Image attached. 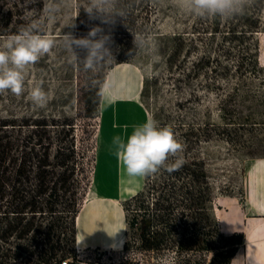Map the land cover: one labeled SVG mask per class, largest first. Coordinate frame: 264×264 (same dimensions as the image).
I'll return each mask as SVG.
<instances>
[{
	"label": "rangeland",
	"instance_id": "rangeland-1",
	"mask_svg": "<svg viewBox=\"0 0 264 264\" xmlns=\"http://www.w3.org/2000/svg\"><path fill=\"white\" fill-rule=\"evenodd\" d=\"M151 3L154 15L149 37L157 50L155 60L138 51L126 65L108 71L107 75L111 79L122 78L121 85L137 96L136 103L145 112L146 120L154 119L158 124L209 123L224 130L220 136L200 143L197 149L211 186L210 216L216 221L217 210L225 204L226 197H235L239 205L244 200L245 161L264 157V7L260 24L250 35L240 19L249 16L248 12L236 19L218 18L217 24V18L201 19L180 10L174 0H151ZM75 9V0H62L52 19L43 9V33L51 36L56 46L36 64L28 66L21 96L10 91L0 94V122L7 124L3 131L17 148L14 153L17 162L20 149L28 151L32 147L34 152L42 153L44 149L40 146L46 148L49 161L56 162L54 167L45 168L42 193L37 192L34 168H28L25 181L18 183L16 189L20 194L36 197L47 221L57 220L53 233L60 237L62 250L50 264L60 257L75 255L76 246L83 250L78 258L81 264H173L174 255L170 252H144L137 231L123 222L119 237L123 243L119 246L78 243L75 237L74 217L83 210L85 199L86 203L98 200L93 190L96 166L99 158L112 149L100 134L103 105L100 101L95 103L96 88L99 95L102 89L105 97L106 82L98 83V68L83 70L78 59L86 58L87 51L79 56L74 45V52L66 47L65 34L73 37L74 33ZM7 37L0 36V42ZM252 43L256 44L253 52L260 72L242 75L244 70L238 66L245 50L252 49ZM179 46L180 51L173 55ZM201 57L209 62L193 69ZM168 58L174 62L171 68ZM224 68L228 71L224 72ZM36 85L48 94V103L43 108L30 99V90ZM30 138L29 147L24 148ZM63 160H67L66 165ZM113 204L125 211L129 221L137 209L133 200L121 206ZM211 238L216 252L240 240L215 234ZM227 239L232 242H226ZM234 247L231 264H242L244 246ZM209 256L210 253L206 255Z\"/></svg>",
	"mask_w": 264,
	"mask_h": 264
},
{
	"label": "trees",
	"instance_id": "trees-1",
	"mask_svg": "<svg viewBox=\"0 0 264 264\" xmlns=\"http://www.w3.org/2000/svg\"><path fill=\"white\" fill-rule=\"evenodd\" d=\"M87 3L88 0H75L73 37L90 38L88 34L93 28L102 31L92 39H98L101 35L110 37L106 46L111 50L115 61L110 60L98 68L96 79L98 83H102L110 69L128 63L137 54L138 51L135 55L129 54L134 48L132 33H144L149 36L154 9L151 0H134L132 10L123 21L116 18L114 23H106L100 16L89 17L84 11ZM263 7L264 0H251L243 13L246 15L248 12L250 15L240 18L250 35L256 32L260 24ZM43 9V0H0V36L16 34L32 23L38 24L43 32ZM216 23H219L218 18ZM255 45L252 43V49H246L241 57V65L238 68L244 70L242 75L246 72L254 75L260 72L257 57L253 52ZM180 46L174 50L173 55L180 51ZM74 48L79 56L86 54L85 51L88 53L85 47L74 45ZM169 58L167 64L171 68L174 62ZM203 60V57L199 58L197 63L193 64V69L199 64L209 62ZM226 71L228 69L224 68V72ZM99 101L100 95L96 88L95 103L98 104ZM6 125L5 122H0V264H50L56 253L62 250L60 237L53 233L57 220L47 221L36 197L20 194L16 185L25 181L24 175L28 168H34L38 178L37 192L42 193L46 183L45 168L54 167L56 162L49 161V154L44 146H40L44 149L42 153L34 152L32 147L28 151L20 149L21 156L17 162L14 157L17 148L5 135L6 131H3ZM159 125L173 129L183 146L181 154L184 164L179 170L171 173L161 169L156 174L144 177L141 190L130 199L137 206L130 221L123 210L125 223L137 231V240L144 252H170L174 255L173 264H231L234 246L242 245L243 236L223 235L217 219L213 221L211 218V186L207 180L205 162L197 150L200 143L220 136L224 130L219 125L209 123L179 121ZM30 142L31 138L22 145L27 148ZM40 143L41 139L37 144ZM70 152L72 153V150ZM174 159L170 158V162ZM66 163L67 160H63V165ZM5 187H8L9 191H6ZM211 234L221 238L239 237L240 240L232 244V247L216 252ZM226 242L232 241L227 239Z\"/></svg>",
	"mask_w": 264,
	"mask_h": 264
},
{
	"label": "clouds",
	"instance_id": "clouds-1",
	"mask_svg": "<svg viewBox=\"0 0 264 264\" xmlns=\"http://www.w3.org/2000/svg\"><path fill=\"white\" fill-rule=\"evenodd\" d=\"M62 0H46L44 11L48 18H54L60 9ZM134 0H88L84 11L89 17L100 16L106 23H114L116 18L123 19L133 8ZM251 0H174L180 10L201 19H229L243 14ZM102 30L93 28L90 38L75 39L65 34L66 47L73 51V45L88 49V55L82 61L85 72L95 71L108 61H115L111 50L106 46L110 37L97 34ZM134 48L130 55L144 51L150 60H155L157 50L147 34L132 33ZM56 46V41L44 34L38 24L32 23L16 34L0 42V94L10 91L19 97L25 91V72L28 66L36 64L40 58ZM74 52V51H73ZM30 99L34 105L43 108L48 103V94L39 85L30 90ZM115 155L127 176L143 178L158 173L161 169L171 173L184 164L183 146L169 126H160L154 119L133 126L130 135L113 138ZM170 158H175L171 160Z\"/></svg>",
	"mask_w": 264,
	"mask_h": 264
},
{
	"label": "crops",
	"instance_id": "crops-1",
	"mask_svg": "<svg viewBox=\"0 0 264 264\" xmlns=\"http://www.w3.org/2000/svg\"><path fill=\"white\" fill-rule=\"evenodd\" d=\"M104 82L105 97L102 89L100 92L103 105L100 134L112 149L99 158L93 183L98 200L87 203L84 200V208L77 216L75 237L78 243L119 246L123 243L119 237L125 216L113 203L121 206L135 196L142 188L144 177L126 175L115 155L113 138L117 135L126 138L133 126L146 121V115L136 103L137 96L121 85L122 78L111 79L106 74ZM243 175L244 200L239 205L235 197L225 198V204L217 210L218 227L225 236H243L242 264H264V157L247 159Z\"/></svg>",
	"mask_w": 264,
	"mask_h": 264
},
{
	"label": "built area",
	"instance_id": "built-area-1",
	"mask_svg": "<svg viewBox=\"0 0 264 264\" xmlns=\"http://www.w3.org/2000/svg\"><path fill=\"white\" fill-rule=\"evenodd\" d=\"M244 242H242L243 245ZM83 250H80L78 246L75 248V255H70L66 257H60L57 261L54 262V264H81V262L78 261L79 254H81ZM98 264V263H96Z\"/></svg>",
	"mask_w": 264,
	"mask_h": 264
},
{
	"label": "bare ground",
	"instance_id": "bare-ground-1",
	"mask_svg": "<svg viewBox=\"0 0 264 264\" xmlns=\"http://www.w3.org/2000/svg\"><path fill=\"white\" fill-rule=\"evenodd\" d=\"M76 222H77V217L75 218V225H76Z\"/></svg>",
	"mask_w": 264,
	"mask_h": 264
}]
</instances>
